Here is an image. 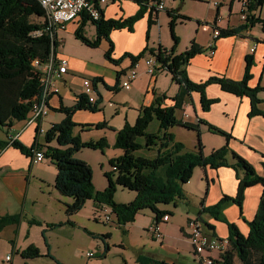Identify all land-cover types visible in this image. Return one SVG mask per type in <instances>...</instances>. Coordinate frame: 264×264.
<instances>
[{"label":"trees","instance_id":"16d2710c","mask_svg":"<svg viewBox=\"0 0 264 264\" xmlns=\"http://www.w3.org/2000/svg\"><path fill=\"white\" fill-rule=\"evenodd\" d=\"M136 1L143 3V0ZM250 2L247 23L236 29H221V37L238 35L256 24H264V20L256 16L264 6V0H251ZM145 12L146 10L141 9L134 17L128 19L105 20L102 11V17L98 21H91L87 17L96 27L94 40L89 39L81 28L75 32V37L82 44L93 49L98 48L106 40L109 43V49L105 56L114 64H120L124 59L131 58L133 67L147 52L163 60L162 51L165 49L162 47L158 51L146 48L137 56L126 53L118 60L112 58L114 44L110 38L111 32L125 28L132 31L134 23L142 18ZM170 16L172 35L177 44L178 40L174 35L173 27L180 16ZM182 18L185 19V17ZM154 23L151 15L149 25ZM47 25V14L37 0H0V128H12L14 123L24 121L31 112L33 98L40 94L39 80L33 63L35 60H47L52 50L55 47L58 48L57 34L53 32L52 37V34L46 31ZM39 31L42 34L36 35L35 33ZM206 50L208 48L201 47L195 41L191 42L190 47L184 53L174 56V50H171L173 57H171L168 68L172 81L179 85L180 91L173 99V105L168 107L163 105L167 100L166 95L153 91V102L140 109L135 124L131 125L126 122L124 127L117 132L114 147L122 150L123 154L110 160L112 171L105 174L108 185L103 191L96 190L93 184L91 166L75 158V153L83 148L104 150L109 146L108 142L104 138L96 142H83L81 136L75 134V129L79 125L73 120L77 111H100L101 100L91 103L88 96L82 94L78 96L73 107L62 106L57 109L65 115V118L60 123L53 124L44 138L47 145L56 142V147L40 145L37 140L31 148L22 145L18 140L1 144L12 146L29 157H32V149L47 148L44 150L46 158L52 159L57 169L55 189L61 196L72 199V204L67 206V215L73 216L85 206L87 201L92 200L97 206L111 207L122 226L134 222L141 211L151 210L155 220L160 221L165 215H169L168 211L159 209L160 205L173 204L176 206L177 203L184 201L189 203L184 186L191 180L196 168L214 170L224 167L232 168L239 180L237 194L233 197L223 196L215 205L203 206L196 222L201 224L206 234L214 238H218L215 235V227L205 222L202 215H209L228 225L229 246L219 255L214 264H264V176L258 175L253 165L231 148L230 142L233 140L231 134L203 120L193 125L178 120L176 117V111L183 110L185 96L190 97L194 92L201 95L203 110L209 111L211 106L217 102L215 99H208L205 94V89L210 84H218L224 92L235 96L248 97L251 100L250 116H264V111L259 107L261 101L258 96L264 88H251L248 84L251 77V62H248L241 81L212 77L205 83L197 84L189 79L187 66L195 56ZM165 62L168 61L165 60ZM110 90L117 92L118 89L114 87ZM154 118L159 122V131L148 133V127ZM201 124L205 125L211 133L221 135L226 140L223 147L214 149L207 156L204 154L201 141ZM106 126V123L96 125L97 128ZM175 126L193 130L198 134L199 140L195 151H188L185 145L177 141L175 136L169 132ZM37 135H39L38 131ZM139 138H144V143H139ZM144 149L152 151L155 157L146 158L136 154ZM258 184L263 187V193L255 218L248 222L249 233L245 236L234 223L228 222L223 210L227 205L235 204L243 215L246 190ZM118 188L136 192L133 202L116 203L114 198ZM21 218V215L0 217V233L7 226L19 225ZM29 224L42 225L35 220H30ZM48 226L57 227L56 224ZM21 255L24 259H35L40 256V253L35 246H31L23 250ZM137 262L139 264H167L143 256H139Z\"/></svg>","mask_w":264,"mask_h":264},{"label":"crops","instance_id":"0c3cea01","mask_svg":"<svg viewBox=\"0 0 264 264\" xmlns=\"http://www.w3.org/2000/svg\"><path fill=\"white\" fill-rule=\"evenodd\" d=\"M148 1L143 0L141 4L136 0H107V3L103 6V17L105 20H124L134 17L141 9L146 10L143 17L134 23L132 31L125 28L111 32L110 38L114 44L113 59L118 60L126 53L137 56L140 52L148 48V43L150 46L152 43L153 48L159 49L163 47L167 51L174 50V56L179 54L178 47H175V41H172V39L174 40L173 35L170 39L167 30V24L172 20L170 15L177 17L181 15L178 13L179 10L175 11L173 7L169 6L172 1L176 5V1L178 0H166V11L161 12H154L148 7L146 5ZM181 1L184 2L185 0ZM190 1L198 2L199 0ZM241 2L242 0H222L221 3H214L217 9V15L213 22H204L202 24L203 32L207 33L205 37L202 38L198 32L194 41L201 47L208 48L214 39L212 34L214 27L227 30L236 29L243 25L241 21ZM150 14L155 21L151 26L149 25ZM235 15L239 17V21L233 20ZM256 16L264 20V6L258 11ZM80 28L83 29L84 34L89 39L94 40L96 38V27L84 14L69 23L64 31L75 35V32ZM104 42H106L104 50V55H106L109 49V43L106 40ZM253 44H256L257 48L254 53H251L250 49ZM85 48H88L87 50H94L87 46ZM60 50L61 48L58 49V54L69 60V71L59 81L61 87L60 94L51 97L49 101L50 114L40 123L43 129V123L45 124V121L52 126L53 124L60 123L65 118L64 114L57 111V109L62 106L69 107L67 106V102L69 101L72 103L71 105H74L78 96L85 94L84 79L92 82L97 94H101L99 87L106 88L107 94L110 97L109 93L112 91H109L110 89L114 87H117V91L122 89L119 82L121 77L128 71L125 70V65L130 66V68L132 67L131 58L124 59L120 64H114L106 56L102 59L96 53H92V51H82L83 56H65L61 54ZM248 62L252 64L250 69L251 77L248 82L249 86L251 88H264V24H256L238 35L220 36L215 43L214 55H210V52L208 55L206 53L198 54L191 60L186 69L189 79L197 84L205 83L212 77H224L234 81H241L244 78ZM144 66L143 63H140L139 68L143 67V71L142 73L140 71L139 77L137 78L139 82L137 84L134 83L127 90L130 92L129 95L132 99L127 102H116L117 105L123 104L125 106L124 109H120L122 113L128 111L129 114L134 115L135 120L139 116L140 109L150 105L154 100V94L150 93L147 88V77ZM151 80H154L156 83L158 78L155 77ZM154 91L161 95L164 94L162 88L158 90L155 88ZM113 92L116 93L115 91ZM205 94L208 99H215L217 102L211 106L209 111H204L199 93L194 92L190 97L186 95L184 98V117L182 121L196 125L203 120L231 134L233 136V140L230 142L231 148L249 161L258 175L264 176V116L257 115L251 117V100L248 97H238L224 92L218 84L208 85L205 89ZM258 96L261 101L259 107L264 111V90L260 91ZM99 100L103 101L102 96H100ZM163 105L168 107L173 105V102L166 101ZM55 112L61 115H57ZM89 113L93 112L88 110L77 111L73 116L74 122L77 124L91 125L101 123V121L103 122L106 119L104 111L98 112L97 115H91ZM53 116H59L61 120L59 119V121ZM128 116L126 115V117ZM16 124L17 122L14 123L12 128L0 129V183L3 189V194L0 196V217L8 215L22 216L19 225L6 227L13 228V235L9 238V250L6 251L7 253L11 251L10 255L13 261L18 253L15 249H19L18 245L24 223H27L29 227L33 226L29 224L30 220H35L42 224H58L67 221L69 226H73L74 224L72 216L67 215V206L72 204V199H65L66 197L61 196L56 189V192L52 191L48 194L49 197H29L30 188L32 186L35 187L36 183L41 191V196L46 194L41 185L47 183L51 172L57 175V171H51L49 166L43 163L45 160L40 163L42 166L38 167L39 163H31V157L25 156L12 146H3L1 144L3 142L8 143L11 138H17L27 148L31 145L33 146L35 140L40 145L45 143L41 135H37L38 127L34 125L33 138L27 144L24 141V136H26L29 127H26V124L24 125L23 123L18 128H15ZM124 125L123 121L116 122L115 130L111 132H118ZM200 129L202 143L204 145V154L206 156L214 149H219L225 145L226 140L224 137L220 136L221 139L214 137L216 134L211 133L205 125L201 124ZM81 130L78 127L75 129V133ZM178 141H182L181 143L185 146L187 145L189 147L186 148L188 151L196 150V143L191 144V142H185L181 139ZM11 150L20 155L10 153ZM41 150L44 151V149ZM14 155L17 157H12ZM84 161L87 162L86 160ZM238 185L237 173L232 168L224 167L218 170L196 168L192 179L184 186L186 195L189 197V203L184 201L182 202V207H180L179 204L181 202H179L176 206H173V209L168 210L170 220L164 225L170 226L164 227V234L162 233L164 243L166 242L167 244L165 246L162 245L160 251L156 253L146 254L141 250V252H138L137 258L143 256L151 258L156 262H164L167 264H199L195 255L191 257L190 250H188V253L170 244L169 241H171L173 232H179L184 238L190 239V221L198 219L201 208L203 206L207 207L217 204L223 196H235L238 191ZM262 193L263 187L260 184L249 187L246 190L243 215H241L239 207L235 204H229L223 210V214L228 222L234 223L245 236L249 233L248 222L252 221L256 216ZM202 219L215 227V235L218 238H228L229 228L227 224L216 221L209 215H202ZM154 221L155 218H153L152 222ZM129 225L130 223L125 226L119 224V228L122 229L124 235H128L129 230L127 227ZM170 227L175 229L172 233L169 230ZM171 245L174 249L170 248ZM10 255L7 254V257ZM213 256L218 257L216 253H213Z\"/></svg>","mask_w":264,"mask_h":264},{"label":"rangeland","instance_id":"374dc122","mask_svg":"<svg viewBox=\"0 0 264 264\" xmlns=\"http://www.w3.org/2000/svg\"><path fill=\"white\" fill-rule=\"evenodd\" d=\"M216 2L221 3L222 0H199L198 2H191L190 0H185L184 2H182L181 0H178L176 1V5L173 1L171 2V5L169 6L173 7L175 11L179 10L178 13L179 15L181 14L180 18L175 21V25L173 27L174 35L178 40L177 44H175V47H178L179 54L186 51V49L189 47V44L195 40L198 32L202 38L205 37V34L207 33L203 32V28L201 26L204 22H213L215 16L217 15V9L214 6V3ZM235 10L237 9L235 8ZM181 16L185 17V19ZM233 20L239 21L240 19L235 15ZM167 30L171 39V21L169 24H167ZM58 39L62 43L60 52L65 56H83L82 51H92V53H96L102 59L105 58L104 50L106 42L104 41L100 44L98 49L87 50L88 48H85L84 44L77 40L74 34H70L67 31L60 30L58 32ZM172 41L174 40L172 39ZM152 46V43L151 46L148 43L147 47L148 49H152ZM153 49H155L156 51L159 50L157 48ZM204 53L208 55L209 50H206ZM148 58H156V56H153L150 52H147L142 60H146ZM127 67V65H125L124 67L126 68L125 70H128L126 73L131 71L130 66L128 68ZM140 71L142 73L143 67L138 68L139 73ZM126 73L120 79V87L122 86V83L127 80ZM146 77L148 85L146 86L150 93H153L155 88L157 90L162 88V92L167 97L166 101L173 102V99L176 97V95H178L180 91V87L172 81V75L170 72L160 73L157 76L158 81L156 83L154 82V80H151V77L149 75L146 74ZM138 82L139 80L136 79L132 83V85L134 83L137 84ZM99 90L101 91V94H97V92L94 90L92 96L96 99V101H98L100 96H102L103 101L101 100L99 106L101 110L98 112L104 111L106 119L103 122L101 121V123H106L107 126L105 128H97L96 125L101 123H94L91 125L78 124L79 126H77L76 129L79 127L82 130L77 131L75 134L76 136L80 135L82 141L85 143L90 141L96 142L104 138L107 140L109 146L104 150L83 148L75 153V158L82 161L86 160L90 164L93 171V184L96 190L103 191L108 185V179L106 178L105 174L112 171L110 160L113 158H118L123 154L122 150L116 149L114 147L117 132L113 133L111 131L115 130L114 128L116 122L123 121L124 124L128 122L133 125L135 124L138 117L135 120L134 115L129 114L128 111L122 113L120 109H124L125 106L123 104L117 105V103H121L120 101L127 102L132 99V97H130L129 95V91L122 88L116 93L113 92V94L112 91L109 90L111 91L109 93V97L106 88L103 89L102 87H99ZM71 104L72 103H70V101L67 102V106L69 107H73L75 105ZM98 112L89 114L97 115ZM55 113L57 115H61L57 112ZM183 114L184 111L181 109H178L176 111V117L178 118V120L183 119ZM126 115L129 116L126 117ZM53 117H55V119L57 120L60 119L59 116ZM22 122L23 121L17 122L15 128H18L23 123L24 125L26 124L25 121L23 123ZM43 127L45 132H47L51 128V124L45 121V124L43 123ZM34 128V125L30 126L29 130L26 132V136H24V141L27 144H29L30 140L33 138ZM158 131L159 122L156 118H154V120L150 123L147 132L157 133ZM169 132H171L175 136V139L177 141L181 139L185 142H191V144H198V134L193 130H188L181 126H175L171 128ZM220 136L221 135H215L214 137L220 138ZM41 137L42 140L45 141V134H42ZM110 138H112L111 141ZM109 142L112 143V145H110ZM138 142L144 143V138H139ZM44 144L47 147L57 146L56 142H52L48 145L46 143H43L42 145ZM31 146H29L28 148H30ZM185 147L189 148L187 145ZM10 153H16L17 155H20L17 152H12V150ZM136 154L139 156H144L146 158L155 157V154L152 151L145 149L138 151ZM12 157L17 156L14 155ZM19 157L22 159L21 156ZM43 163H45V165H48L51 171H57L52 159L46 158ZM39 166L42 165L39 163L38 167ZM55 176L56 175L51 172L49 174V178L47 179V183L41 185L44 188L46 194L41 196V191L39 190V186L36 183L35 187L32 186L30 188L29 197H49L48 194L52 191H55ZM115 179L116 178L114 177V180ZM1 187L2 184L0 183V196L3 194V189ZM135 197L136 192L118 188L115 193L114 200L116 203L127 204L133 202ZM65 199L69 198L66 197ZM179 205L180 207H182V202ZM173 206V204L160 205L159 209L168 211L169 209H173ZM107 215H110L111 218V221L108 223L106 222ZM153 218L155 217L151 210L148 209L141 212V214L137 216L135 222L130 223V225L127 227L129 230L128 235H124L122 229L119 228L118 218L111 207L105 205L97 206L92 200H89L79 212L72 216V220L74 222L73 226H69L68 221L65 223H58L56 224L57 227L54 228L49 227L48 223H43L42 225L38 226L33 225L31 227H29L27 223H24L18 245L19 249H15L18 253L14 258L13 264H139L136 262L138 252H141L142 250L146 254L156 253L160 251L162 245L165 246L167 244L166 242L164 243V239L157 240L149 233L148 228L153 223ZM222 223L227 224L225 222ZM168 226L170 225H162L163 234V228ZM12 229L13 228L11 227L6 228L0 234V264H10V262H6L3 260L5 259V257H7V254H11V251H8V253L6 251L9 250V238L11 235H13ZM29 230H31V232H29ZM169 230L172 233L175 229L173 227H170ZM169 242L174 247L185 250V252L189 253L188 250H190L191 257L195 255L190 239L184 238L179 232H173V236L171 238V241ZM106 245L108 246V250L106 249ZM172 245L170 248L174 249ZM31 246H35L39 250L40 256L35 259H24L21 255L22 251ZM88 253H93V256H87Z\"/></svg>","mask_w":264,"mask_h":264},{"label":"built area","instance_id":"2783aa9c","mask_svg":"<svg viewBox=\"0 0 264 264\" xmlns=\"http://www.w3.org/2000/svg\"><path fill=\"white\" fill-rule=\"evenodd\" d=\"M47 14L48 25L46 31L51 34H57L60 30H65L67 25L81 15H86L91 21H98L102 17L103 6L107 0H37ZM251 0H242L241 2V21L243 24L247 23L249 7ZM146 5L155 12L166 11V0H149ZM36 35H41L42 32H36ZM213 41L210 43L208 50L210 55L215 54V43L221 36V29L214 27ZM53 37V34H52ZM61 41L58 39V48L55 47L49 58L45 61L35 60L33 66L35 68L39 85L40 94L33 98L31 112L25 119L26 127L36 125L38 127L39 135L46 134L45 130L40 126V123L50 114L49 101L51 97L60 94L59 81L69 71V60L61 57L58 54V49L61 47ZM256 44H253L250 51H256ZM163 60L156 58H148L135 63L131 71L126 74L127 80L122 83V88L129 90L132 83L139 77L138 68L140 63L145 65V72L153 79L156 75L163 72H169L168 66L170 65L171 51H162ZM167 60L168 62H165ZM83 85L85 87V95L88 96L91 103H95L96 99L92 96L94 92L93 84L90 80L84 79ZM18 140L11 138L10 143ZM32 163L38 164L46 159L45 152L38 148L32 149ZM170 220L169 215H165L160 221H154L148 228L149 233L157 240L163 239L162 225ZM110 215L106 216V222H110ZM190 242L194 249V254L199 264H214L219 255L223 253L229 246L228 238H214L206 234L202 226L196 220L190 221ZM216 253L218 257H214ZM87 256L92 257L93 253H88ZM6 262L13 264L12 256L5 259Z\"/></svg>","mask_w":264,"mask_h":264}]
</instances>
